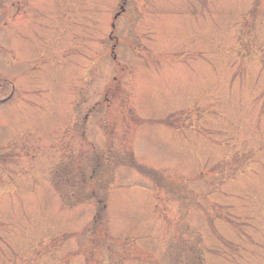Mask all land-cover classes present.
<instances>
[{
  "label": "rangeland",
  "instance_id": "1",
  "mask_svg": "<svg viewBox=\"0 0 264 264\" xmlns=\"http://www.w3.org/2000/svg\"><path fill=\"white\" fill-rule=\"evenodd\" d=\"M126 3L0 0V264H264V0Z\"/></svg>",
  "mask_w": 264,
  "mask_h": 264
}]
</instances>
